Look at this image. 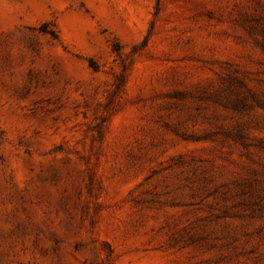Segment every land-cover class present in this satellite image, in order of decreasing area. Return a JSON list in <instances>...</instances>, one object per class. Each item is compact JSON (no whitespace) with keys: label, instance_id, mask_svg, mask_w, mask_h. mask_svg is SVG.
<instances>
[{"label":"rangeland","instance_id":"1","mask_svg":"<svg viewBox=\"0 0 264 264\" xmlns=\"http://www.w3.org/2000/svg\"><path fill=\"white\" fill-rule=\"evenodd\" d=\"M0 264H264V0H0Z\"/></svg>","mask_w":264,"mask_h":264}]
</instances>
